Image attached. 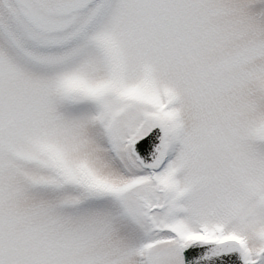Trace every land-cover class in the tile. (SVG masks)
Listing matches in <instances>:
<instances>
[{"label": "snow or ice", "instance_id": "obj_1", "mask_svg": "<svg viewBox=\"0 0 264 264\" xmlns=\"http://www.w3.org/2000/svg\"><path fill=\"white\" fill-rule=\"evenodd\" d=\"M0 264H264V0H0Z\"/></svg>", "mask_w": 264, "mask_h": 264}]
</instances>
